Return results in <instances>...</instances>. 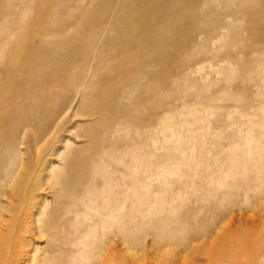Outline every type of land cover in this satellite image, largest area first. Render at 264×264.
I'll list each match as a JSON object with an SVG mask.
<instances>
[{"label":"rangeland","instance_id":"374dc122","mask_svg":"<svg viewBox=\"0 0 264 264\" xmlns=\"http://www.w3.org/2000/svg\"><path fill=\"white\" fill-rule=\"evenodd\" d=\"M7 74L0 264H264V0H0Z\"/></svg>","mask_w":264,"mask_h":264},{"label":"bare ground","instance_id":"6f19581e","mask_svg":"<svg viewBox=\"0 0 264 264\" xmlns=\"http://www.w3.org/2000/svg\"><path fill=\"white\" fill-rule=\"evenodd\" d=\"M23 54L26 56L27 53L24 52V53H22V55ZM32 66H34V65L30 64L29 70L33 69ZM15 84H16V82H15L14 76H11V74L10 75L7 74L4 77V79L0 78V109L1 110L4 108H7L8 106H10V104H12L13 98H14L13 88H14ZM4 120L8 121L9 119H4ZM4 120H2V122H4ZM40 121H41V119H31L30 123H31V125L35 126V125H38L40 123ZM8 239H9V236H3L2 240L0 241V253H2L4 251L5 241H7ZM65 264H71V261H68Z\"/></svg>","mask_w":264,"mask_h":264}]
</instances>
